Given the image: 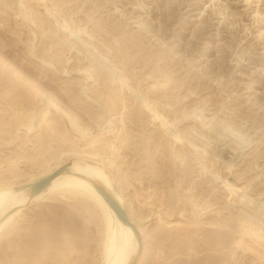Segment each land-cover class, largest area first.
<instances>
[{"label":"rangeland","instance_id":"obj_1","mask_svg":"<svg viewBox=\"0 0 264 264\" xmlns=\"http://www.w3.org/2000/svg\"><path fill=\"white\" fill-rule=\"evenodd\" d=\"M74 157L113 180L137 264H264V0H0V188ZM20 210L0 264L105 263L94 202Z\"/></svg>","mask_w":264,"mask_h":264},{"label":"bare ground","instance_id":"obj_2","mask_svg":"<svg viewBox=\"0 0 264 264\" xmlns=\"http://www.w3.org/2000/svg\"><path fill=\"white\" fill-rule=\"evenodd\" d=\"M76 127L77 131L80 132L82 136L88 133L78 125H76ZM31 129L32 127L29 128V131ZM75 159H78V161L72 163V160ZM72 160L68 162L70 163L69 166L59 173L46 188L33 196L30 194V184L47 176L66 163L56 164L52 168L53 171H48L36 181L17 189L7 187L0 188V233L7 224L12 221L15 215L21 211V207L41 199L42 193L45 190H49L50 193L60 192L82 196L84 199L86 198L94 202L102 211L105 225L104 231L109 239L107 247L105 246L106 260L104 264H132L138 254L137 238L131 227L124 224L117 217L95 187V184L103 187L124 208L122 198L119 195L120 193H118L119 191L115 188L113 180L104 169L102 163L80 157H74ZM129 220L131 223L135 224L130 217ZM137 229L139 230L138 227Z\"/></svg>","mask_w":264,"mask_h":264},{"label":"water","instance_id":"obj_3","mask_svg":"<svg viewBox=\"0 0 264 264\" xmlns=\"http://www.w3.org/2000/svg\"><path fill=\"white\" fill-rule=\"evenodd\" d=\"M70 163H66L63 166L59 167L58 169H56L55 171H53L52 173L48 174L47 176H44L43 178H40L39 180H37L36 182L30 184V190H31V196L37 194L38 192H40L41 190H43L44 188H46L51 181L62 171H64V169L69 166ZM95 187L97 189V191L101 194V196L104 198V200L109 204V206L111 207V209L114 211V213L117 215V217L126 225H129L131 227V229L133 230L136 238H137V242H138V254L137 257L133 260L132 264H137L139 257L141 255V251H142V243H141V238H140V233L139 230L137 229L136 225L131 223L129 220V216L127 214V212L125 211V208H123L112 196L109 192H107L103 187H101L98 184H95Z\"/></svg>","mask_w":264,"mask_h":264}]
</instances>
